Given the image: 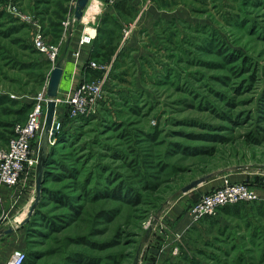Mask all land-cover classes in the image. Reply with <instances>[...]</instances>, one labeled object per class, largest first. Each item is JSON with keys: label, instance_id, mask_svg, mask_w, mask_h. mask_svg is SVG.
Instances as JSON below:
<instances>
[{"label": "rangeland", "instance_id": "374dc122", "mask_svg": "<svg viewBox=\"0 0 264 264\" xmlns=\"http://www.w3.org/2000/svg\"><path fill=\"white\" fill-rule=\"evenodd\" d=\"M144 1L157 4L167 18L147 20V27L139 20L141 9L132 20L119 18L123 27L116 54L108 63L92 60L111 69L90 114L71 116L63 100L72 88L66 89L67 76L62 79L56 120L63 129L46 154L51 150L57 162L50 167L55 175L45 176L43 186V169L39 191L37 167L19 185L0 184V229L14 228L0 243V264L14 251L31 248L46 253L38 264L61 263L68 254L95 259V264H134L135 259L163 264L175 259L184 243L218 252L220 243L209 248L205 242L221 237L218 228L228 223L241 249L240 236L248 230L236 217H223L214 226L206 223L210 219L197 223L203 235L194 236L197 245L188 240L189 232L181 239L173 229L215 179L247 174L235 181L255 187L263 198L255 202L264 201V0ZM76 3L0 0V147L28 121L23 106L35 105L47 93L52 68L66 54L71 30L65 23L73 20ZM95 4L89 2L87 15L96 14ZM34 21L48 32L44 41L58 47L55 62L33 44ZM59 22L61 32L51 24ZM130 24L135 28L124 39ZM228 54H236V60ZM46 61L51 66L43 65ZM209 173L214 175L207 181L182 192ZM121 182L136 191V199L126 201L129 196L117 188ZM29 230L37 233L30 237ZM168 245L173 254L164 250ZM238 252L232 251L227 264H239ZM253 256L252 262L264 264L258 251ZM183 257L176 260L187 264Z\"/></svg>", "mask_w": 264, "mask_h": 264}, {"label": "built area", "instance_id": "2783aa9c", "mask_svg": "<svg viewBox=\"0 0 264 264\" xmlns=\"http://www.w3.org/2000/svg\"><path fill=\"white\" fill-rule=\"evenodd\" d=\"M118 0H109V4H115ZM15 10V8H14ZM75 19L68 20L65 25L72 31V26ZM34 29L33 44L39 49L50 61H54L58 56V47L47 44L44 41V30L39 22L31 23ZM135 26H130L125 30L124 39L129 36L130 31H133ZM89 36L81 38V44L90 42ZM79 56V53H76ZM91 67L102 70L103 76L92 81L80 82L72 87L63 100L68 107L72 117H80L90 114L96 104L99 102L103 85L106 81L108 73L111 69L109 64H99L91 61ZM37 103L34 105L29 114V119L26 123L15 127V134L10 139L5 147H0V184L9 187L19 185L25 178L32 174V171L37 167L38 151L35 147L36 141L41 134L44 120L45 110L44 101L47 102V93H41L37 98ZM60 101L57 100V104ZM59 122V121H58ZM61 124L59 122V128ZM261 198L258 190L250 184L243 181H232L225 178L220 186L214 187L206 192H203L199 198L192 203L187 213L198 222L205 216H211L223 206L237 204L241 202L260 201ZM180 238V235H177ZM25 250H16L11 258L5 264H24L26 260Z\"/></svg>", "mask_w": 264, "mask_h": 264}, {"label": "trees", "instance_id": "16d2710c", "mask_svg": "<svg viewBox=\"0 0 264 264\" xmlns=\"http://www.w3.org/2000/svg\"><path fill=\"white\" fill-rule=\"evenodd\" d=\"M115 9H116V15L105 14L102 17L99 25L97 26L98 33L95 39L92 41L91 54L85 66V71L87 73V79L95 80L99 78L103 73V71L94 69L91 67L90 63L92 60H95L101 63H108L109 60L112 59V57L116 54L118 47H119V43L121 41V31L123 27L122 24L119 22V18H121L122 16H126L128 17L127 20H130V19L132 20V18H134V16L136 15L135 8L131 6L127 0H118L115 3ZM166 22L169 24L173 23L174 25V20L160 21V23H164L168 26ZM61 23L62 22H59L57 24L56 23H51V24L53 27L55 26L57 27L58 30L55 29V31L61 32L62 31ZM107 25H111L112 28H110V30L109 29L107 30L106 28ZM13 29L17 30L16 28H13ZM44 33H46L45 35H47L48 32L45 30ZM235 55L236 54H228L227 58L229 59L231 58V60L235 61L236 60ZM115 63H116L115 66L117 67L118 60H116ZM43 65L51 66V62L46 61L44 62ZM33 107H34V102L25 104L23 106V109L29 110L28 112L29 114L30 111L33 109ZM84 119L86 118L84 117ZM62 129L63 128L61 126L60 131L58 130L56 137H58V135L61 134ZM14 134H15V130L13 129L11 132V138L14 136ZM253 135L254 134H250L249 136H253ZM149 136L151 137L152 135L150 134ZM206 151L207 150H204L205 153H208ZM50 154H51V150L50 152H48V156L45 160L43 186L46 182L45 176L48 177L50 173H51L50 176L55 175L54 172H50V171H54L50 169V167L52 165H57V162L51 160L52 157H50ZM93 179H95V177L91 178V182L93 181ZM117 188L119 189L121 188V191L129 196V197H126L127 199L126 201L129 200V202H131L132 200L136 199V195H137L136 191H134L133 189H130L128 186H125L124 182H121ZM77 198L78 196L76 197V200ZM79 199L81 198L79 197ZM71 205H73L72 206L73 208H71V211H74L75 206L74 204H71ZM218 210L225 217H228V218L236 217L242 220L241 223H244L246 227L245 229L248 230V234H243L240 236L241 240L243 241L241 242V249H239L238 238L235 237V234L231 231L230 226L225 225V226H221L218 228L219 229L218 232L219 234H221V237L216 236L213 238L214 240H211V242L208 240H206L205 242L206 246H208L209 248L210 247L215 248L216 246L215 243L217 242L220 243V245L216 247L218 252H215L214 250H212L211 252H207L202 247L196 248L195 246L196 252L202 254L203 256H205V258L212 260L213 262L212 264H227L228 263L227 259H229V256L232 255V251H234L235 249H238L240 251L238 252V258H237V262L239 264L240 263L241 264H253V263L256 264L257 262H252L250 259L251 258L255 259L253 255H256L257 251L260 255L259 257H261L260 261H263L264 260V222H263L262 217H264V201L261 203L260 202L259 203L258 202H252V203L241 202L237 204L226 205V206L220 207ZM206 219H210L208 222H206V223H209V226H214L215 223L219 221L217 218L211 215V217L210 216L203 217L198 222L204 221ZM239 225L240 224H238V226ZM32 229H35V228L32 227ZM34 231L35 232L33 233L32 231L29 230L28 231L29 236L30 234L31 236H34L33 234L37 233L36 230ZM188 232H189L188 240H190L194 245H197V242H198V239L197 240L194 239V236L197 238H201V239L203 238V235L200 234L199 232L198 226L191 227ZM194 234H198V236ZM244 245L245 247L249 246L250 248H247L248 250L245 251L246 249L244 248ZM180 248H181L180 254H178L176 258L178 257L182 258L184 256L183 259L187 260V264H206L205 262H202L199 258L195 256V253L193 252V250L195 249H192L191 246L188 245V243H184ZM249 253H254V254H249ZM26 254L27 255H26V260L24 264H38L39 261L42 260L46 255V253H44L40 249H32V248L31 250H28V251L26 250ZM176 258L175 259L168 258L165 260L163 264H184V262H179L178 260H176ZM234 261L236 262V257ZM70 263L95 264V259H90L84 255L76 254L73 256L72 254H68L63 258V261L61 263L53 262L51 264H70ZM43 264H50V262H44Z\"/></svg>", "mask_w": 264, "mask_h": 264}, {"label": "crops", "instance_id": "0c3cea01", "mask_svg": "<svg viewBox=\"0 0 264 264\" xmlns=\"http://www.w3.org/2000/svg\"><path fill=\"white\" fill-rule=\"evenodd\" d=\"M91 1H92V3L95 2L97 4L98 9L96 10V14L93 15V17H91V16L87 15V13L85 11L82 19L75 21V23H77V24L75 27L73 25L72 31L73 30L74 31L73 32L70 31L68 41L66 44V54L61 59V64L64 68L63 80H64V77L65 78L68 77L67 83H69V85L67 84L68 85L66 87L67 90L71 89L73 86L78 84L83 78L87 79V73L85 71V66H86L87 60L89 59L90 54H91L92 41L95 39V37L97 35V31H98L97 26L99 25L102 17L105 14L116 15L115 4H109L108 3L109 0H90V3H91ZM127 1L131 6H133L135 8L136 13L139 12V10L141 9L142 14L139 17V20H144L143 25L145 24L146 27L148 25L147 22H149L150 20H153V22H155V21L159 20L160 17H163V16L166 17L167 16V14H165V12H163V11H160L159 8L157 7V4H155L153 2L148 3V2H145L144 0H127ZM142 9H144V10H142ZM143 11L147 12L146 13L147 16L143 15L144 14ZM145 20H146V22H145ZM147 20H149V21H147ZM152 23H150V25H153ZM137 33L138 32L134 33V36ZM84 36H89L91 41L86 43V44H81V38ZM133 42H135V40H133ZM77 52L79 53V59L78 60L76 59V53ZM246 177H247V174L243 175L240 173L230 175V178L232 179V181L244 180ZM222 183H223L222 180L215 179V180L210 181L208 184H206L207 186H205V187H207V188L209 187L208 189H206L208 191V190L216 187V185H220ZM217 212L213 215V217L217 218L220 222V220H222V218L225 216L222 213H220L219 210ZM177 217H179V216H177ZM226 219H228V217ZM174 223H175V225H174L173 230H174L175 237L177 235H180L181 239H182V237H185L184 235H187L189 229L193 226H198L197 223H199V222L193 221V219L186 212L183 216L176 219ZM222 225L225 226L226 224H222ZM227 225L230 226L231 230L233 229L232 225H230L229 223ZM8 235L6 234V235L1 236L0 237V243H3V240L6 239V237H8ZM166 247H164V250H167L171 254H173L174 249L172 247H169V245Z\"/></svg>", "mask_w": 264, "mask_h": 264}, {"label": "water", "instance_id": "95a60500", "mask_svg": "<svg viewBox=\"0 0 264 264\" xmlns=\"http://www.w3.org/2000/svg\"><path fill=\"white\" fill-rule=\"evenodd\" d=\"M90 0H77L74 19L80 20L84 16L85 9L87 8ZM64 76V68L61 63H57L52 68L50 73V77L47 84V109H46V116L44 125L40 134L39 140V152H38V163H37V189L39 191L40 184H41V177L43 174V169L46 160L47 149L50 143L55 140L56 134L58 133L59 122L56 120V110H57V100L59 96V89ZM222 170L217 171L215 174H221ZM214 174L209 173L204 175L198 179L193 180L186 186L182 188V192L186 193L201 183L207 181L211 178ZM33 206L31 207L30 215L32 214ZM14 231L13 227H9L7 229H0V237L12 233ZM134 264H138V259H135Z\"/></svg>", "mask_w": 264, "mask_h": 264}]
</instances>
